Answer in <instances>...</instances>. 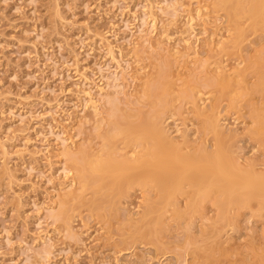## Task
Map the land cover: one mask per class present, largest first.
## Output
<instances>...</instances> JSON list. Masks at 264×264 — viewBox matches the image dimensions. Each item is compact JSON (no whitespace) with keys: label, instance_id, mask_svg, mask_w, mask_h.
I'll list each match as a JSON object with an SVG mask.
<instances>
[{"label":"rangeland","instance_id":"1","mask_svg":"<svg viewBox=\"0 0 264 264\" xmlns=\"http://www.w3.org/2000/svg\"><path fill=\"white\" fill-rule=\"evenodd\" d=\"M263 83L264 26L214 0H0V264H264L258 202L204 186L207 155L264 174ZM65 144L101 163L86 187Z\"/></svg>","mask_w":264,"mask_h":264},{"label":"bare ground","instance_id":"2","mask_svg":"<svg viewBox=\"0 0 264 264\" xmlns=\"http://www.w3.org/2000/svg\"><path fill=\"white\" fill-rule=\"evenodd\" d=\"M246 1V2H244ZM215 6L223 8V10L226 12L227 17L233 21H236L238 17L241 15H245L249 21L251 22L253 28L257 27L258 24H262L264 26V0H214ZM237 38L236 42L233 45V48H239L241 45V42L244 39L245 34L241 30H237ZM191 57V56H190ZM195 57V56H194ZM188 58V57H187ZM194 59V58H193ZM188 60V59H187ZM191 61V60H190ZM199 66V65H198ZM201 68V67H199ZM201 72V71H200ZM242 79V78H241ZM240 82V81H239ZM262 88H264V83L261 85ZM220 88H224L221 86ZM105 102V101H104ZM102 103V102H101ZM95 113V112H94ZM95 115H98L95 113ZM158 116H153L149 121H143V119L140 121L141 124L139 125V133L142 134L143 140L148 142L153 148H160L161 144L165 143L166 137L162 129L158 128L156 125V122L153 120ZM258 118V124L261 126L259 127V131H261L262 128V122L264 121L263 117H257ZM139 123V122H138ZM264 124V123H263ZM208 127L211 132H213L215 135H217L218 132V124L217 121H210L208 123ZM156 131L158 137L154 138L152 135V132ZM77 153H80L81 157H84L83 151L77 150ZM62 155L67 157V159H70L72 162L75 163V172L79 175V178L81 179V182L83 184V187H86V185L92 180L93 177H98L100 175L99 169H100V162L93 161L88 162L85 159H81V161L77 162L76 154L73 153L72 148L68 145L63 146V152ZM134 155V154H132ZM80 157V158H81ZM210 155L206 156V160H214V164L216 165V178L217 181L210 182L206 185L207 190L210 192H215V195L218 196L227 203V205L236 202L240 203L242 206H250V202L255 201L258 202L259 211H264V174L262 175H251V177H244V173L240 171V168L237 165H232V167L239 172L240 177L238 175H234L233 172H230L227 168L221 166V157L219 155H216L214 158H209ZM156 158V157H155ZM162 163V160H156L153 159L151 162L144 160L143 165L141 168L142 175L141 176H148L155 171H157L159 168L164 167ZM167 164V163H165ZM163 165V166H161ZM193 172V171H192ZM67 173V172H66ZM70 173V172H68ZM163 173V172H161ZM167 173V172H165ZM251 173H254L252 171ZM172 175V174H170ZM167 176V174H166ZM246 176V175H245ZM153 181H151L154 188H156L159 192V199L163 198L165 200L172 199V196L174 194V186H168V184H164V177H156L155 175L152 176ZM145 178V177H143ZM259 180H255L258 179ZM222 181H226L227 184H230L231 187H237V191L231 195L226 196L223 191V183ZM224 182V183H226ZM72 183H74L72 181ZM71 183V184H72ZM149 183V181L145 178L142 179L141 182H139L140 185L146 186ZM73 185V184H72ZM196 186V184H195ZM72 186H67L65 188H70ZM63 188V187H62ZM71 192H68L65 197L70 196ZM65 203H60V206H64ZM158 208L157 203H152L149 206V211L152 213L153 211H156ZM61 216V215H60ZM59 217V215L57 216Z\"/></svg>","mask_w":264,"mask_h":264}]
</instances>
